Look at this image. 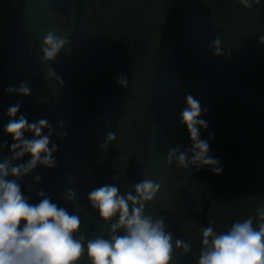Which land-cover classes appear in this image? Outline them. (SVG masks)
<instances>
[{
    "label": "trees",
    "instance_id": "1",
    "mask_svg": "<svg viewBox=\"0 0 264 264\" xmlns=\"http://www.w3.org/2000/svg\"><path fill=\"white\" fill-rule=\"evenodd\" d=\"M48 31L68 40L53 61L43 60L40 50ZM260 37L264 0L250 8L239 0H0V155H11L13 139L3 131L10 106L20 105L16 119L23 115L29 123L55 121L49 145L59 148L53 153L55 166L33 169L41 183L32 172L19 178L29 202H39L35 186L77 214L87 238H108L110 224L91 207L89 192L112 184L121 194L135 195V185L150 179L161 188L145 202V214L163 217L174 239L192 244V251L183 256L174 249L173 264H197L204 227L225 232L233 222L249 217L255 227L258 209L264 207ZM217 38L219 56L212 46ZM50 69L62 85L49 75ZM121 74L127 87L118 84ZM22 82L31 88L30 95L7 91ZM189 94L207 109L200 119L208 128L200 129V137L208 140L210 155L219 159V175L209 167L183 169L175 160L166 168L169 175L161 169L164 151L191 147L180 119ZM61 121L73 126L64 139L56 134ZM110 131L116 139L103 150L100 145ZM31 134L25 138L32 139ZM128 136L131 141L124 145ZM84 144L95 145L97 169L90 175V168L73 171L70 163L74 150ZM30 159L25 155L13 164ZM111 172L119 176L103 180ZM95 177L103 180L100 185ZM68 187L77 193L71 202L64 199ZM79 264H90L86 254Z\"/></svg>",
    "mask_w": 264,
    "mask_h": 264
},
{
    "label": "clouds",
    "instance_id": "2",
    "mask_svg": "<svg viewBox=\"0 0 264 264\" xmlns=\"http://www.w3.org/2000/svg\"><path fill=\"white\" fill-rule=\"evenodd\" d=\"M253 2L260 0H239L245 8L252 7ZM259 39L264 40V37ZM66 43V38L48 31L40 48L42 59L53 61ZM220 45L219 38L212 43L217 56L222 55ZM49 75L63 84L53 70L50 69ZM117 80L121 87L128 86L124 75H119ZM7 91L28 96L31 88L22 82L18 88L9 87ZM186 105L180 119L190 134L191 147H170L166 160L169 164L175 160L183 169L209 167L219 175L223 171L220 161L210 155L208 140L200 137V129L208 128L207 122L200 119L202 111L207 109H202L200 102L190 94ZM19 110V103L8 108L10 119L3 129L13 143L10 158L0 162V264H79L85 254L90 264H173L174 249L182 250V256L192 251L190 242L174 239L166 230L163 217L153 219L145 214V202L152 201L161 188L160 183L150 179L135 185V195L132 192L121 194L119 187L112 184L89 192L91 207L110 224L108 238L99 235L87 238L81 231L80 217L53 203L43 191L39 193L38 203H30L21 190L19 178L30 174L38 165L54 167L53 153L57 145L49 147L55 130L47 119L33 123L23 115L16 119ZM59 128H64L63 121ZM45 129L47 135L43 134ZM25 133H32L33 138H25ZM59 136L63 139L67 132L61 131ZM115 139L116 134L108 132L101 149L106 150ZM25 155H30L31 159L13 164ZM35 180L39 182L40 176ZM76 197L75 190L65 189L66 201L71 202ZM257 215L259 223L255 227L253 217L233 222L225 232L218 233L212 226L204 227L197 264H264V207L258 209Z\"/></svg>",
    "mask_w": 264,
    "mask_h": 264
},
{
    "label": "rangeland",
    "instance_id": "3",
    "mask_svg": "<svg viewBox=\"0 0 264 264\" xmlns=\"http://www.w3.org/2000/svg\"><path fill=\"white\" fill-rule=\"evenodd\" d=\"M75 57L78 58V56H75ZM79 57L81 58V56H79ZM84 58H86V57H84ZM74 85L77 87L79 84L77 82H75ZM184 92H185V90H184ZM64 107H65L64 108V110H65L67 108V106H64ZM180 107H181V105H180ZM201 107H202V105H201ZM127 112H130V108L129 107L127 108ZM123 113L124 112H122V111L119 112V114H123ZM201 115L203 116V114H201ZM50 124L52 125V128L54 129L55 128V121H53L52 123L50 122ZM72 128H73L72 122H71V126H70L69 123H66V124H64V128L63 129H60V128L57 129L56 134L59 136V132L66 131L67 132V135L69 136L71 134V132H72ZM31 135L33 137V134H31ZM93 137H94V135H93ZM130 141H131V137L128 136L127 140H123V143L125 145L126 142H130ZM123 143L121 142V145ZM58 149L59 148L57 147V150ZM117 149H118V152L121 151L120 148H119V146H118ZM123 149H125V147H123ZM94 150H95V145L88 146L86 144H84L83 146H79L78 149L74 150L75 155H74V157H72V160H70V163H71V166L73 168V171L75 170V168H78V169H81V168H90L91 171L89 172V175L91 173L95 172V169H97V167H95V169H94V166L97 164V158H96V156L94 154ZM65 154H63V156H64L63 159L64 160H65ZM162 154L165 156V159L161 162V169H162L163 173H165L166 176H167V175H169V171L166 170V168L169 167L171 164H169L167 162V160H166L167 152L164 151ZM3 161H4V159L0 155V162H3ZM102 163H104V162H101V164ZM37 175H39V174L32 172V177H33L34 181H36L35 180V177ZM117 176H119V175L116 174L115 172H111V173H108L107 176L104 177L105 179H103V180H106L107 182H109L111 179H114V177L116 178ZM95 180L97 181V182H95L96 185H100L101 184L99 182V180H101V179H98L97 180L96 177H95ZM103 180H101V181H103ZM41 182H42V179L40 177L39 183H41ZM33 189H35L36 193H38V195H39L40 191L37 190L35 188V186L33 187ZM161 204H162V202H161ZM155 208H157V207H154V210H155ZM156 212H159V210H156ZM257 220L259 222V219L258 218H257Z\"/></svg>",
    "mask_w": 264,
    "mask_h": 264
}]
</instances>
